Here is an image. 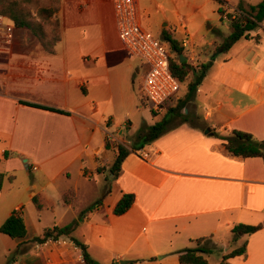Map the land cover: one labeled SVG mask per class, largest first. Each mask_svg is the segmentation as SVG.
<instances>
[{
	"label": "crops",
	"instance_id": "0c3cea01",
	"mask_svg": "<svg viewBox=\"0 0 264 264\" xmlns=\"http://www.w3.org/2000/svg\"><path fill=\"white\" fill-rule=\"evenodd\" d=\"M223 1L237 15L242 14L240 5L246 9L250 6L247 0H239L244 2L241 4ZM138 2L142 25L150 30L144 25L146 9L142 0ZM153 2L164 14L159 35L165 29L177 39L178 31H184L187 39H182L183 46H191L195 54L203 53L197 59L192 57L193 65L212 62L194 95L210 134H205L201 126L181 125L141 149L150 153L149 160L132 152L123 162L120 176L114 178L110 170L117 150H107L106 142L124 143V131L118 126L121 117L127 130L133 134L138 131L139 122L133 118L134 111L142 112L138 107L137 75L148 68L138 67L137 58L121 42L113 0H61L57 14L61 40L53 52L46 50L27 27L15 25L11 44L0 39V175H4L0 227L14 211L22 209L26 241L42 236L47 229L39 232L30 223L24 202L13 194L15 174L20 171L18 159L27 168L42 172L44 183L35 177L27 188L40 214L56 211L48 187L72 165H78L80 180L100 190L101 202L84 218L90 233L83 232V239H77L101 264L104 261L97 248L109 252L113 264H164L168 256L175 255L178 260V253L194 240L213 238L222 232L232 235L237 224L264 221L263 160L231 157L222 141L211 135L214 130L224 135L240 130L264 139V47L255 44L264 43L263 22L262 31H252L249 39L223 52L222 45L217 44L228 37L225 29L231 34V23L219 13L218 0ZM209 4L217 6L219 23L208 22V39L197 43L202 25L197 26L195 18H206L204 8ZM224 88L229 89L224 101L213 99L215 91ZM183 96H177V101ZM225 105L231 112L221 121ZM156 122L149 118L147 124ZM5 152L10 153L9 159H5ZM68 192L76 197L65 205L63 197ZM80 193V187L63 192V208L73 209ZM124 194H135L136 202L118 217L113 210ZM36 196L45 204L43 210L34 204ZM93 231L97 232L95 237ZM62 240L66 244L52 245L43 253L31 247L34 243H27L21 249L23 256L13 264H49L48 258L50 264H83L81 249L69 237ZM19 243L0 233L2 258L7 260L19 250ZM230 263L264 264V229L248 238L247 256L235 257Z\"/></svg>",
	"mask_w": 264,
	"mask_h": 264
},
{
	"label": "trees",
	"instance_id": "16d2710c",
	"mask_svg": "<svg viewBox=\"0 0 264 264\" xmlns=\"http://www.w3.org/2000/svg\"><path fill=\"white\" fill-rule=\"evenodd\" d=\"M218 2L221 5L219 13L223 16L226 12L224 9L226 2L223 0H218ZM52 3L56 7L52 9L47 8L50 11H46L44 8L40 7L39 0H0V14L9 18L17 27L29 28L34 35L38 37L40 43L46 48V50L53 52L55 45L61 40V30L59 20L53 28H50L51 26L49 24L50 19L60 11L61 0H51V4ZM240 10L242 11V14L230 22L231 34L222 44L221 49L223 52H228L240 40L249 39L250 33L260 27V24L264 21V1L258 5L250 6L247 9L243 7V5H240ZM43 13H47V15L44 16ZM164 39L169 43L172 52L178 56V60H174L172 55H170V69L174 77L178 79L181 84L185 83L191 74L195 76V80L189 85L188 98L185 101H180L176 107H168L167 113L154 125L144 126V128L139 131L137 139L131 143L130 149L125 144L115 143L111 140L106 142L107 150H111L113 147L117 150L116 159L110 170V173L113 174L114 178L120 176L122 172V164L132 152L139 151L147 145H151L156 140L174 131L181 125L190 124L189 114L183 112L185 103L193 98L198 87L202 84L212 66V62H210L201 65L200 69L197 70V68L189 64L187 61L181 63L180 57L183 55V47L179 45L177 40L169 35H165ZM153 114L156 113L153 112ZM177 121L180 122L176 123ZM211 135L222 141L229 156L244 160L249 158H261L264 162V139L260 140L253 134L240 130H232L227 135L214 130ZM4 157L5 159H9L10 153L5 152ZM3 179L4 175L1 174L0 190L2 188ZM75 197L76 195L74 192L66 193L63 197L65 205L71 204ZM33 201L38 210H43L45 208V204L41 201L40 197H34ZM135 202V194H124L113 210L114 215L119 217L126 214L134 206ZM76 226L77 224L65 227L56 226L53 228H47L42 236L35 237L31 241H26L27 227L21 209L12 213V215L0 227V233L8 235L14 240L20 241L18 247L20 251L24 245L30 242L34 244L44 243L48 240L56 241L62 237H69L74 244L81 249L84 260L83 264H100L92 258L89 253V247L86 244L72 237V232L75 230ZM263 229L264 222L256 225L240 223L234 226L231 233L233 240L236 241L241 237L251 236ZM207 240L208 238L205 237L194 240L193 242L196 244V247L187 248L179 252V264H212L207 258V254L212 252V250L205 244ZM247 246L248 240L245 241L241 247L224 254L221 262L218 264H231L230 260L235 257H246ZM139 262L144 263L147 261L140 260Z\"/></svg>",
	"mask_w": 264,
	"mask_h": 264
},
{
	"label": "rangeland",
	"instance_id": "374dc122",
	"mask_svg": "<svg viewBox=\"0 0 264 264\" xmlns=\"http://www.w3.org/2000/svg\"><path fill=\"white\" fill-rule=\"evenodd\" d=\"M236 1L238 4L244 3V2H240L239 0H236ZM263 1L264 0H247V3H250V6L251 5L254 6V5L260 4ZM39 4L41 5L40 7L44 8L46 11H50L47 8L52 9V8L56 7L55 5H53V3L51 4V0H39ZM24 6H29V5H24ZM142 7L144 9H146V13H147L144 25L146 27H148L155 34L156 38H158L160 40L162 39V41L164 43H165V41L163 40L164 35H169L175 40L178 39L179 41L177 40V42H179V45L182 46L184 49L183 55L186 58V61L189 64H191L192 66H194L193 64L195 61L192 60V57L194 56L197 59V55L200 52H196L197 54H195L190 50L191 46H188L187 48L183 46L182 39H187L185 34H184V31H181V30L178 31V33L176 34L177 39H176V37H174L173 34L170 33V31H167L165 29L162 30L161 35H159L161 26L164 23L163 12L157 8L158 6L156 4H154L153 0H142ZM204 13H205L206 18H203V17H196L195 18V20H196L195 24L197 26L202 25V28L198 32V36L196 38L197 43H200L202 38L208 39L207 34H206L208 22L211 24H218L219 23V17L220 16L218 13L217 6H214L213 4H209L208 6H206L204 8ZM43 15L46 16L47 13H43ZM224 15H227V17H228V19L225 21L231 22L233 20V16L237 15V14H235L234 12L232 13V11L230 9V10L226 11ZM148 16H149V19H148ZM238 17H239V15H237L236 18H238ZM57 21H58V15H55L54 17H52L50 19V24H49L51 26L50 28H53V26L56 24ZM263 24H264V21H263ZM260 28L261 27L257 28V30H255V32L263 30ZM224 32L227 34V36L230 35V31H227L225 29ZM255 40H256V38H255ZM165 44H166V47L168 48V51L172 55L173 59L178 60V56L172 52L169 44H167V43H165ZM255 44L260 45L261 46L260 48L264 47V43L258 44L257 42H255ZM221 45H222V43L220 44V42L217 44L218 47H220ZM260 50L261 49H258V51H260ZM202 51H205V49ZM201 54H203V53L201 52L200 55ZM201 65L202 64H198L197 66H194V67L197 68V70H199ZM137 66L141 67V68L144 67L145 69L148 68L147 63L142 61L141 59H138V58H137ZM144 73L145 72L137 75V90H138V93L140 96V99L138 101V107L140 108V111H142V112L137 113V111H134L135 114L133 115V118L136 119L135 122H139L138 123V125H139L138 131L135 132L134 134L131 133L129 130H127V127H126V124H125V121L123 120V118L121 117L118 120L119 121L118 122L119 123V125H118L119 129L124 131V136H123L124 143H121V144H125L126 146H130L131 143L137 139V136L139 135V131H141V129H143L144 126L148 125L147 121L149 120V118H153L156 121H160L168 111V108H167L165 110V112L162 114H160V113L159 114H157V113L153 114V105L145 97V95L141 89L142 79H143ZM194 80H195V76L193 74H191L188 77L187 81L182 84L181 91L179 92V96H183V93L185 92L184 96L181 99H179V101H177V99H176L174 102H172L170 104L169 107H176L180 101H185L187 99L189 85H190V83L194 82ZM228 91H229V89H226V88L221 89V90L218 89L217 91H215L213 99L215 98V99L223 100L224 99L223 96L226 95L228 93ZM200 104L202 105V103H200ZM184 111L188 112V114L190 116V123L192 125L201 126L202 128L207 130L208 123L205 122L203 120L202 115L199 114V108H198V104L196 101V96H194L191 100H189L185 103L183 112ZM228 111H230V110L225 105L224 111L221 114V117H222L220 119L221 121H222L223 117H225V114L229 113ZM179 122L180 121H177L176 123H179ZM111 141H113V140H111ZM115 143H118V142L115 141ZM93 145L94 146L96 145V140L92 143V146ZM16 164L18 165L20 171L15 174V176H16V181L14 183L15 192L13 194H15V195L18 194L16 196V198H18L19 200H22L24 202L25 210H26L25 215L30 220V223L33 224L38 229L39 232H41L43 228H52L54 226H62L63 227V226L77 224L75 230L72 232L73 237H75L76 239H77V237H79L78 239L82 240L83 239V236H82L83 232L84 233H90V230L86 229V227L84 225L85 224L84 218H85V216L89 215L90 212H94L96 210L97 204H99L101 202L102 196H101L100 190L95 186V184L89 183L88 181L83 182L82 180H80V178L78 176V165L77 164L72 165L70 168V171L68 173H66L63 177L56 179V181L53 182L50 187H48L49 188L48 193L50 195H53L52 199H53V203L55 204L56 211H54V213H52V211H48V212L41 213V214L37 212V210L35 209V206L33 205L32 201L30 200L29 191H27V188L33 184V180L35 177H37V181H41L42 183H44L42 172L33 171L31 168L32 166L30 167L31 169L27 168L26 163L21 159H18ZM30 164L31 163H29V166H30ZM69 174L71 175V178H69ZM46 181L47 180L45 179V182ZM75 187H80L81 193L79 194V199L74 204L73 209L66 210L62 206L61 194L67 190H73V189H75ZM59 195H60V197H59ZM60 219L63 221L62 223L59 222ZM96 229L98 230V228H96ZM96 233H97L96 231H93L92 236L95 237ZM249 237L250 236H244V237H241L238 240L234 241L233 236L231 234L226 233V232H222L220 235H216L213 238L209 237V239L205 242V244L212 250V252L210 254H207L209 261L211 263H214V264L220 263L224 254H226L227 252L229 253V252L233 251L234 249L241 247L245 243V241L248 240ZM25 247L26 246L24 245L23 248H25ZM31 247L35 248V244H32ZM188 247L194 248V247H196V244L195 243L188 244ZM2 248H3V246L0 244V264H13L16 259L22 257L24 254L23 252H21L19 250H15L12 254H10L7 257V260H5L4 258H2V255H1ZM96 253L101 257V259H103L102 261H104V262H102V264H113V262H111V255L105 249L97 248ZM19 264H22V263H19ZM164 264H178L177 256H175V255L168 256L164 260Z\"/></svg>",
	"mask_w": 264,
	"mask_h": 264
},
{
	"label": "built area",
	"instance_id": "2783aa9c",
	"mask_svg": "<svg viewBox=\"0 0 264 264\" xmlns=\"http://www.w3.org/2000/svg\"><path fill=\"white\" fill-rule=\"evenodd\" d=\"M113 4L121 42L132 56L141 59L148 65V70L143 75L141 89L145 97L152 103L153 112L162 114L179 96L182 85L170 69L171 54L166 44L142 25L138 0H113ZM224 9L228 11L231 8L225 4ZM222 17L224 20L228 19L227 15ZM15 28V24L9 18L0 14V39L6 44L13 42ZM136 153L145 160H149L151 157L150 153L143 150L136 151ZM33 170L35 171L37 168H33ZM62 238L56 241L48 240L44 243H35V250L37 253H43L52 245L58 247L66 244ZM75 247L77 246L75 245ZM51 261L48 258L49 264Z\"/></svg>",
	"mask_w": 264,
	"mask_h": 264
},
{
	"label": "water",
	"instance_id": "95a60500",
	"mask_svg": "<svg viewBox=\"0 0 264 264\" xmlns=\"http://www.w3.org/2000/svg\"><path fill=\"white\" fill-rule=\"evenodd\" d=\"M184 61H186V58L184 57V55H181V57H180V62L181 63H183ZM210 129H207L206 131H205V134H210ZM160 258V257H159ZM129 262H126V261H122V262H120V264H128Z\"/></svg>",
	"mask_w": 264,
	"mask_h": 264
}]
</instances>
